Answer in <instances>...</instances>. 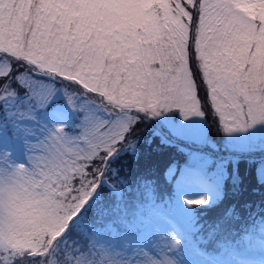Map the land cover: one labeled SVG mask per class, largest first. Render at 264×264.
I'll list each match as a JSON object with an SVG mask.
<instances>
[{"label": "snow or ice", "instance_id": "snow-or-ice-1", "mask_svg": "<svg viewBox=\"0 0 264 264\" xmlns=\"http://www.w3.org/2000/svg\"><path fill=\"white\" fill-rule=\"evenodd\" d=\"M172 111L264 127V0H0V264H177L112 166Z\"/></svg>", "mask_w": 264, "mask_h": 264}, {"label": "rangeland", "instance_id": "rangeland-1", "mask_svg": "<svg viewBox=\"0 0 264 264\" xmlns=\"http://www.w3.org/2000/svg\"><path fill=\"white\" fill-rule=\"evenodd\" d=\"M63 103L62 99L54 101V104ZM149 118V116L142 118L135 127L148 123ZM158 118L160 123L155 122L147 128L151 134L144 137L149 140L145 147L153 142L156 148L166 153L171 151L168 141L179 143L189 154L190 162L204 171L192 169L194 171L184 170L176 174H174V169L170 171L167 184L171 189L160 200L154 197L155 203L152 207L168 210L172 223L167 231L160 235L149 232L139 242V246L144 247L146 251L154 248L156 244L161 243V236L166 238L164 243L170 244L171 240L167 238L172 234L174 239L181 241L177 247L170 249V254H174L172 258L177 261V264H264V221L257 230L256 234L259 236H256L250 228V233H243L240 237L233 238L231 243L216 246L220 252L227 251L228 259L227 256L223 259V256L220 257L219 254L209 250L212 240L209 234L205 233L207 224L204 222V216L216 213L215 211H222L232 220L241 219L242 230L246 232L255 220L248 213L242 214L240 218L234 213L230 215L229 209L226 208L228 206H235L239 209L244 207L242 190L244 185L250 181V177L255 179L253 172L258 174L256 181H264V156L253 158L254 155L264 153V127L258 126L248 132L225 133L214 119L205 116L194 115L184 119L179 111H172ZM159 125L163 126L161 129L164 131ZM215 133L218 138L215 137ZM154 136L159 139L158 145ZM141 149L135 143V151L129 149V152L122 157L128 155L135 159L148 157V153L143 149L140 151ZM222 151L225 155H222ZM246 151L248 153L242 156L241 154ZM255 163H257V168ZM253 165L256 168L254 171H252ZM144 181L149 180L128 181L126 190L132 189L133 192H137V187L141 186ZM150 184L154 185L151 181ZM152 189L154 193L157 191L154 187ZM238 189L239 191L235 192ZM204 195L209 197L207 205L186 203V199ZM147 213L148 209H144L143 214L147 215ZM190 234L195 235V238L190 240ZM211 235L212 239H217V235ZM238 243L246 245L243 250L235 251L237 259H232L231 250ZM251 247L259 248L263 254L252 251ZM207 251L214 253L217 257L213 256L214 259L209 260Z\"/></svg>", "mask_w": 264, "mask_h": 264}, {"label": "trees", "instance_id": "trees-1", "mask_svg": "<svg viewBox=\"0 0 264 264\" xmlns=\"http://www.w3.org/2000/svg\"><path fill=\"white\" fill-rule=\"evenodd\" d=\"M155 121L156 119L154 117H150L148 123L137 125L133 133L135 143L138 144V147H141L148 153V157L137 159L130 155L122 157L129 152V149H125L113 160L112 166L120 176L126 177L127 181L145 179L154 183V185L150 184L152 188L154 187L157 189L154 193V197L160 200L171 189L167 184L170 171L174 169V174L181 173L184 170L191 171L190 169L192 166L189 160V154L179 143L168 141L167 143L170 145L171 151L166 153L161 152L158 147L156 148V144H153V142L145 147L149 140L144 137L151 134L147 128L155 123ZM215 137L218 138L216 133ZM154 138L157 140L158 145V137L154 136ZM142 149L140 151H142ZM263 156L264 153H259L258 155H254L253 158ZM255 165L257 168V163H255ZM255 165L252 166V171L256 169ZM252 175L255 179L250 177V181L244 185L242 190L244 207L239 209L235 206H228L226 208L229 209L228 211L230 215L234 213L237 214L239 218L244 213H248L254 217L255 220L247 228L246 232L242 230L243 222L241 219L237 221L232 220L230 216L223 214L222 211H215L216 213H210L209 215L204 216V222L207 224L205 233L209 234V238L215 246L218 247L225 243L228 244L233 238L240 237L243 233H250V228L252 229L253 225H255V227L251 231L255 234L261 226L260 220H264V181H256L258 176L257 173L253 172ZM139 187H137V189ZM237 191H239V189L235 190V192ZM128 192L131 198L135 197L136 192H133L132 189ZM211 234L217 235V239H212ZM203 243L205 242L203 241Z\"/></svg>", "mask_w": 264, "mask_h": 264}, {"label": "bare ground", "instance_id": "bare-ground-1", "mask_svg": "<svg viewBox=\"0 0 264 264\" xmlns=\"http://www.w3.org/2000/svg\"><path fill=\"white\" fill-rule=\"evenodd\" d=\"M224 259H225V257H224Z\"/></svg>", "mask_w": 264, "mask_h": 264}]
</instances>
